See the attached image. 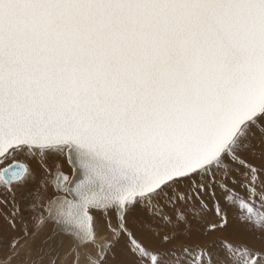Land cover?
<instances>
[{
	"label": "water",
	"instance_id": "1",
	"mask_svg": "<svg viewBox=\"0 0 264 264\" xmlns=\"http://www.w3.org/2000/svg\"><path fill=\"white\" fill-rule=\"evenodd\" d=\"M263 109L264 0H0V158L67 148L46 220L78 247L90 209L210 165Z\"/></svg>",
	"mask_w": 264,
	"mask_h": 264
},
{
	"label": "bare ground",
	"instance_id": "2",
	"mask_svg": "<svg viewBox=\"0 0 264 264\" xmlns=\"http://www.w3.org/2000/svg\"><path fill=\"white\" fill-rule=\"evenodd\" d=\"M263 130H264V109L261 112V114L257 115L256 117L247 121L245 124L241 126V128L238 130V132L232 139L231 143L224 149V151L217 158V160H215L213 163L210 164V166L208 165V167L207 166L202 167L201 169L197 170L196 172H193L190 175L180 178L179 180L177 179V181L173 180V183L171 181V183L169 182L165 184L166 186L163 185L164 186L163 188L161 187L154 192L155 196L152 193L153 196L149 198L147 197L143 199L139 198V199H135L134 201H132L133 199H131L127 201L122 208H119L121 214L125 213V217H124L125 223L122 224L124 235L120 233L121 234L120 240L118 239L116 241L117 243L116 248L117 249L119 248V250H116V252L113 253L112 255L114 257L122 258L124 262L128 263L130 261V259L128 258L131 256L130 254L132 252L130 253V248L127 247H129L132 243L134 245L137 244L143 245L145 248L150 246L151 250H155V247H152L154 246L155 238L151 233V229L154 227L153 223H155L153 220V215L155 214L151 213V211L156 212V208H160L162 207V205L168 204L169 203L168 201L171 200L173 204L177 202L175 204V207L177 206L176 208L179 207L189 208V210H195L197 213L201 215L198 219H194L192 217L193 213H189L187 214L188 215L187 217H192L191 221H189V223H185V220L182 221L181 225L183 226V230L186 229V232L191 234L192 237L176 240L181 245H184V243L188 241L192 246L201 247V245L207 244L209 242H213L214 239L216 238L223 240L226 237L228 238L233 237L235 240L233 241L231 240L232 242L231 243L229 242L228 244L233 245V247H235L238 251H241L243 249L247 251L248 250L252 251L253 248L254 249L258 248L260 250L258 245L256 246L254 243H252L253 241L250 242L249 241L250 237H248L246 234L242 232V231L250 232V230L247 226H244L238 222L239 219H237V216L240 214H244L245 217L244 220H242V222L251 224L253 222L250 221L249 217L253 218L254 216H256L259 217L260 219L261 214L255 210L249 209L248 207L242 208V206L238 205L237 203L238 201L237 197L240 196L245 197L247 199L252 200L254 203L256 200L257 203L255 204H257L260 207H264V198L261 196V194L264 195V179L256 178L255 183H253L245 178H242V176L240 177V175L236 176V174L229 180H226V178L219 179L215 182V187L217 188V190H219L220 193H222L223 191L225 192V190L229 191V192L227 191L228 193L220 194L219 197L216 196L215 191L213 192L205 191L206 193L203 194L201 192L200 193L197 192L198 197H196V195L193 193H187L188 190L186 188L189 186L194 187V185H197L194 183L195 181H199L201 185H206L210 183L211 181L210 178L215 179L220 177L223 171L221 169L224 165L223 160L230 161V160H234L235 158L236 161L235 160L234 161L240 164V162H242L241 158H239L235 154L242 155L246 164L251 163L247 161L248 158H251V160L253 161L255 158L260 161L262 160L264 162V138L260 136ZM258 136H260V139L255 140ZM251 143H254L255 148L248 146ZM258 148L261 149L260 154L255 152ZM248 149H250V152H248ZM23 153L26 154V156L27 154L30 155L31 153L32 156L31 155H30L31 157L29 156L31 160L28 156L27 157L24 156ZM64 154H65V150L62 147H50V148L38 149L27 146H21L9 150L6 155L0 158V175L2 172L1 169L4 166L11 163L22 164L23 162L25 164L22 165H24L26 168V173L17 182L7 183L0 179V215L5 214L7 215V218L12 220L14 218L19 219V221L15 223H17L20 226L19 227L20 229L18 230L17 234L11 236L10 238L11 240L9 242L10 246H8L7 248L11 250L10 247L11 245H13L12 249L14 250L17 246L16 242L14 241L19 237L27 236L26 238H22L20 240L21 244L15 250V253L17 254L16 257L12 256L10 260H8L7 258L6 261H0V264H20L19 258L20 256H24V255H26V257L28 258V260L25 259L26 260L24 262L25 264H52L53 261L51 262V259H53V257L49 256L50 253L49 254L47 253V249H44L46 243H57L61 245L58 246L59 249L57 248L56 244L54 245V247H52L53 250H55L54 253L57 254L59 253L60 250H63V247L65 248L68 244H70V242L74 241L70 236L57 233L53 223H50L46 220V216L43 219H41V221H39L40 223L36 227V229L32 230L31 226L26 225L30 222L29 219L31 218L29 217L31 215H28L27 212L25 213V208L33 207L34 203H38V200L41 201L43 198H45L47 194L48 189L46 188L45 185L46 180L44 176H42L44 174L42 168H45L47 170L50 168V166H52L54 168L53 174L58 170L63 172V170H66L67 167L66 166L67 164H65L63 159ZM66 162H68V159ZM243 168L245 167H242L241 169ZM255 168L258 169L259 167L251 166V169H255ZM259 170H261V172L258 171L259 176L264 178V170L261 168H259ZM52 177L50 178L47 177V179H49L50 184L52 181ZM239 179L243 181V184L248 183L249 185L253 186L254 189L253 193L257 195L251 198L250 194L252 193V191L246 189L245 185L240 184V182L238 181ZM193 189L197 190L195 187ZM259 190L262 191L258 193ZM169 192H170V198L166 196L164 197V201H158ZM53 193L55 192L53 191ZM232 193L235 196L231 195ZM34 198H36L35 202L33 201ZM177 198L178 200L180 199V201H176ZM196 199L211 200L212 206H209L208 204V207L204 212L199 207L201 212H203V214H201L198 210H196V208L198 207ZM49 203L50 201L46 205V211L48 210ZM35 206L37 205L35 204ZM169 206H174V205L168 204V207ZM108 209H110V206H106L101 210H92V209L89 210V214L90 211L92 212L95 211L97 213V215L94 216L95 218H93L94 223L92 222V218H91L92 239L80 247L76 246L75 241L73 242L75 248L72 247L69 250L76 252L75 253L76 259L73 258V260H75L74 264H84L85 262L92 264L95 261L94 260L95 257H93V255L99 254L100 252L104 251V248L106 244L110 241V239L108 238V235H106L105 231H103V233L101 232L102 234H100L99 236H96V232L99 230V228L98 227H97L98 229L96 228L94 219L96 220V216L98 219V216L101 215L104 224L108 223L109 221L106 220V218L111 217V213L109 214L108 211H106ZM228 209L231 210L230 211L231 213L228 216H225ZM234 210H240L242 212L238 213V211L235 212ZM104 211H106L107 214L102 213ZM31 212L34 213V210ZM23 214H25L26 217L23 216L24 217L23 218L22 217ZM106 215L109 217H106ZM32 217L34 218V215H32ZM155 219L157 220V218ZM5 220L6 219L4 217L3 218L0 217V224H1L0 242L3 244L6 241V239L3 238L4 237L3 234H6L7 232L6 227L2 224V222ZM262 220L264 221V218H262ZM165 222H168L166 225H169L167 229H169L168 231L170 232V235L179 233L180 231L179 227L171 224L169 220H165L164 224ZM126 223L129 225H126ZM219 223H222L223 228L219 230L211 231V228L212 229L220 228L221 226L218 225ZM10 226L11 225H9V227ZM209 227L210 229H207ZM157 228L162 231V228L158 226ZM93 229H94V234H93ZM102 230L103 229L100 228V231ZM258 231H259L258 233L261 232L262 234H264L263 229H258ZM30 232L32 233L29 235ZM132 234H134L138 239H140L141 242L136 243L131 236ZM38 248L42 249L41 254H44L42 257H39V255L41 254H38V250H37ZM181 248L183 247H178L177 249H181ZM122 249L124 253L121 254ZM127 249L129 252L126 251ZM34 250L36 251L37 254L35 253ZM182 251L183 250H180V252L175 254L177 255L176 257H178L175 259L178 262L182 261L181 264L182 263L188 264L189 260L186 259L181 260L183 259L182 257L183 255H181ZM197 251L199 252V250ZM67 252L69 251L66 250V256H69ZM193 252L194 251H192V253ZM234 252L237 253L236 251ZM242 255H246V253L243 252ZM31 257H33L34 260H32ZM67 258L68 257H66V260ZM239 258H243V257H239ZM63 259H61V262H63ZM177 261L175 262L177 263ZM65 263H67V261Z\"/></svg>",
	"mask_w": 264,
	"mask_h": 264
},
{
	"label": "rangeland",
	"instance_id": "3",
	"mask_svg": "<svg viewBox=\"0 0 264 264\" xmlns=\"http://www.w3.org/2000/svg\"><path fill=\"white\" fill-rule=\"evenodd\" d=\"M260 136H262V138H264L263 137L264 136V130L261 132ZM260 136H258L256 139L254 137L253 138L255 140H258V139H260ZM248 146H250L252 148H255L254 147V143H251ZM62 148H64V150H65V154L63 155V159H64L65 164H67L66 165L67 166L66 170H63V173L67 174L68 176H71L72 168L70 167L69 163L66 162L67 159H68L67 158L68 156H67V153H66L67 152V148L66 147H62ZM248 152H250V149H248ZM255 152L260 154L261 153V149L258 148ZM30 155L32 156L31 153H30ZM30 155L27 154L28 157ZM235 155L238 156L239 158H241L242 162H240V164L235 162L236 161L235 158H234L235 161L234 160H230V161H224L223 160L224 165L221 168L223 171H222V175L220 177L215 178V179L210 178L211 179L210 183H208L206 185H201L199 183V181H195L194 183L197 184V185H194V187L197 190H200V191L194 190L193 189L194 187L189 186V187L186 188L188 190L187 193H193V194L196 195V197H198L197 192L198 193L201 192L203 194V193H206L205 191H212V192L215 191L216 192V196L219 197L220 194L228 193L229 191L225 190V192L223 191L222 193H220L219 190H217V188L215 187V182L217 180H219V179H222V178L223 179L226 178V180H229L235 174H236V176L240 175V177L242 176V178H245V179H247V180H249L250 182H253V183H255V179L256 178L264 179V178L259 176V172H258V171L261 172V170H259V168L264 170V162L262 160L260 161V160L254 158V161H253V160H251V158H248L247 161H249L251 163L246 164L242 155H237V154H235ZM24 156H26V154H24ZM30 160H31V158H30ZM219 161H220V158H219ZM11 164H8V165L4 166L1 170H4L5 168H7ZM22 164H25V163L22 162ZM251 166L259 167V168L258 169H256V168L255 169H251ZM242 167H245V168L241 169ZM69 168H71V169H69ZM42 169H43L42 171L44 172V174L42 176H44V178L46 180L45 182L47 183V182H49V179H47V177L48 178L52 177L54 168L52 166H50V168L47 169V170L45 168H42ZM46 174H47V176H46ZM31 176H32V174H31ZM0 179L2 181H4L2 179V177H1V175H0ZM175 181H177V180H175ZM238 181L240 182V184H243V181H241L240 179ZM46 183H45V185H46V188L48 190H47V194H46L45 198H43L41 201H39L37 199L38 203H34L33 207L25 208V213L27 212L28 215H31L29 218H31L32 215H34V218L32 217L33 223H30V226H31L32 230L36 229V227L40 223L39 221H41V219H43L46 216V214H47L46 205L55 196V193H53V189H52V186H51L50 182L47 183V184ZM172 183H173V181H172ZM243 185H245L246 189L252 191V193L250 194L251 198L257 195V194L253 193L254 192L253 186L249 185L248 183H244ZM163 187L164 186H162V188ZM261 191L262 190H259L258 193L261 192ZM150 195L143 196L142 198L141 197H137V198H134L132 201H134L135 199H139V198L143 199V198H146V197L147 198L152 197L153 195L155 196V193H153V195L152 194H150ZM231 195H234V194L232 193ZM166 196L168 198H170V192L168 194H166L165 196H163L158 201H164V197H166ZM261 196L264 198L263 194H261ZM237 198H238L237 203H238V205H241L242 208H245V207L247 208L248 207L249 209L255 210V211H257L258 213L261 214V218L260 219H259V217H256V216H254L253 218L249 217L250 221L253 222L251 224L242 222V220H244V217H245L244 214H240V215L237 216V219H239L238 222L240 224L244 225V226H247L249 228V230H250V232H248V231H242V232L244 234H246L248 237H250L249 241L250 242L253 241L252 243H254L256 246L258 245L260 250L258 248H255L257 250H255L253 248L252 251L251 250L247 251V250H244V249L241 250V251H238L235 247H233V245L230 244L231 245L230 246L228 244L229 242L231 243L233 240H235L233 237H229V238L226 237L225 238L226 240L225 239H223V240L221 239L220 240V239L216 238V239H214L213 242H209L207 244L201 245V247L192 246V245H190V242H188V241L185 242L186 244L184 243V245H181L176 240H179V239H182V238L192 237L191 234L186 232V229L183 230V226L181 225L182 221L185 220V223H189V221H191L192 217L194 219H198L201 215L199 213H197L195 210H189V208H184V207L176 208L177 206L175 207V204L177 202L175 204H173L172 200H171V201H168L169 202L168 204L174 205V206H169L168 207V204H165V205H162V207H160V208H156V212L155 211L154 212L151 211V213L155 214V215H153V220L155 222V223H153L154 227L151 229V233L153 234V237L155 238V243H154V246H152V247H155V250H151L150 246L145 248L143 245H138V244L134 245L132 243L129 247H127V248H130V253L132 252L130 254L131 256L128 258V259H130V261L128 263L124 262V260H122V258L114 257L112 255L113 253L116 252V250H119V248L118 249L116 248V244H117L116 241L118 239L120 240L121 234L124 235L122 224L125 223V219H124L125 213L121 214L119 209H116L115 207L110 206V209H108L106 211H108L109 214L111 213V217L110 218H106V220H108L109 222L105 223V224H104V221H102L101 215L98 216V219H97V216H96V220L94 219V221H95V224H96V228L97 227L99 228V230L96 232V236H99L100 234L103 233V231H105L106 235H108V238L110 239V241L106 244L103 252H100L99 254H94L95 256L93 255V257H95L94 258V260H95L94 262L95 263L93 262L92 264H181L182 261L178 262L175 259V258H178V257H176L177 255H175V254L180 252V250H183L181 252V255H183L182 256L183 259H181V260H185V259L189 260L190 263L188 262V264H211V263L212 264H219V263L220 264H264V234H262L261 232H260L261 234L258 233L259 232L258 229H263L264 230V221L262 220V218H264L263 217V215H264V207H260L257 204H255V203H257L256 200H255V203H254L252 200L247 199L245 197H241L240 196V197H237ZM35 199L36 198L33 199L34 202H35ZM176 201H180V199L178 200V198H177ZM196 201H197V205H198L196 210H198L201 214H203V212L207 209L208 204H209V206H212L211 200H199V199H196ZM35 204L37 206H35ZM199 207L202 209L203 212H201ZM33 210H34V213L31 212ZM106 211H104L102 213L107 214ZM230 211L231 210L228 209V211L226 212L225 216H228L231 213ZM234 211L235 212L238 211V213L242 212L240 210H234ZM30 213H32V214H30ZM189 213H193V216L192 217H187L188 216L187 214H189ZM90 215H91L92 222H93V218H95L94 216L97 215V213L95 211H93V212L90 211ZM23 216L26 217L25 214H23L22 217ZM106 217H109V216L106 215ZM155 218H157V220ZM15 219L16 218H14V220ZM165 220H169V222L171 224L179 227L180 228L179 233L170 235V232L168 231L169 229H167L169 225H166L168 222H165V224H164ZM17 221H19V219H17ZM126 225H129V224L126 223ZM218 225H220L221 227L217 228V229H212L211 228V231L219 230V229L223 228L222 223H219ZM157 226L162 228V231L160 229H158ZM100 228H102L103 230L100 231ZM129 228H130V226H129ZM19 229H20L19 227L16 228L17 231ZM207 229H210V227L207 228ZM14 230L15 229L12 228V230L10 229L8 231L12 235ZM174 232H176V231H174ZM31 233L32 232H30L29 235ZM93 234H94V229H93ZM131 236L135 240L136 243L137 242L138 243L141 242V240L138 239L134 234H132ZM5 237L7 238V240H10V238L8 237L7 234L5 235ZM12 241H14V240H12ZM12 241H11V244H12ZM73 242L74 241L70 242V244H68L65 248L62 246L63 250H60L59 253H57V254L54 253L55 250H53L52 247H54V245L56 244L57 248L59 249L58 246H61V245H59L57 243H46L44 249H47V253L48 254L50 253L49 256L53 257V259H51V262L53 261L52 264L53 263L54 264H74L75 260H73V258L76 259V255H75L76 252H73V251L69 250L70 248L74 247ZM16 244H17V246H16V248H17L21 244L20 240L16 241ZM8 246H10V245L6 244V243L5 244H3V243L0 244V253H1L0 254V261H6L7 258H8V260H10V258L12 256L16 257V255H17L15 253L16 248L13 250L12 249L13 246H12L11 250H9V248H7ZM177 246L178 247H183L184 249L183 248L177 249L178 248ZM37 250H38V254H41L42 249L38 248ZM66 250L69 251V252H67L69 256H66ZM197 250H199V252ZM233 250L236 251L237 253H235ZM126 251L129 252L128 249ZM192 251H194V252L192 253ZM243 252H245L246 255H242ZM35 253H36V251H35ZM122 253H124L123 249L121 251V254ZM43 255L44 254L39 255V257H42ZM66 257H68L67 260H66ZM239 257H243V258H239ZM31 258H32V260H34L33 257H31ZM19 259L21 260V261L19 260L20 264H23L26 260H28L26 255L20 256ZM61 259H63V262H61ZM65 260L67 261V263H65L66 262ZM175 261H177V263ZM86 264H89V263H86Z\"/></svg>",
	"mask_w": 264,
	"mask_h": 264
},
{
	"label": "crops",
	"instance_id": "4",
	"mask_svg": "<svg viewBox=\"0 0 264 264\" xmlns=\"http://www.w3.org/2000/svg\"><path fill=\"white\" fill-rule=\"evenodd\" d=\"M0 217L1 218H5L6 220L5 221H3L2 222V224L6 227V229H7V232H6V234L8 235V237L9 238H11V236L12 235H16L17 234V230H16V228H18V227H20L17 223H15V222H17V218L14 220H12V219H9V218H7V215H5V214H3V215H0ZM29 223L28 224H26V225H28V226H30V223H33V219H32V217H31V219H29ZM6 222H8V223H6ZM12 222H14V223H12ZM9 225H11L10 227H9ZM0 227H1V224H0ZM12 228H14L15 230H14V232H13V234L11 235L10 233H9V231L8 230H12ZM20 232H21V230H20ZM6 234H3V238L4 239H6V241L4 242V244L6 243V244H9V242H10V240H7V238L5 237V235ZM27 236H22V237H19L18 239H16L14 242H16V241H18V240H21L22 238H26ZM0 238H1V236H0ZM13 245H11V247H12ZM11 247H10V249H11Z\"/></svg>",
	"mask_w": 264,
	"mask_h": 264
}]
</instances>
